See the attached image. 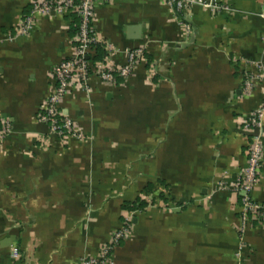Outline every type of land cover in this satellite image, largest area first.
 <instances>
[{"label":"crops","instance_id":"1","mask_svg":"<svg viewBox=\"0 0 264 264\" xmlns=\"http://www.w3.org/2000/svg\"><path fill=\"white\" fill-rule=\"evenodd\" d=\"M32 1L0 0V130L11 124L0 141V264H76L127 220L112 264H264V227L248 222L240 235L239 198L218 185L245 165L242 124L264 102V80L243 92L244 71L264 68V0H226L234 11L218 15L195 6L186 19L158 0H96L114 60L145 55L127 81L64 100L83 143L38 121L76 33L72 17L49 16L17 37ZM252 196L264 203V159Z\"/></svg>","mask_w":264,"mask_h":264},{"label":"built area","instance_id":"2","mask_svg":"<svg viewBox=\"0 0 264 264\" xmlns=\"http://www.w3.org/2000/svg\"><path fill=\"white\" fill-rule=\"evenodd\" d=\"M162 4L183 15L189 14L195 6L203 7L211 14L231 13L234 10L226 0H158ZM96 0H33L31 11L18 25L16 36L29 37L38 19L49 16H70L77 19V32L72 40V51L68 58L60 61L51 72L53 83L48 96L39 106L38 121L49 125L50 132L62 140L86 141V134L79 124L62 107L68 97L82 94L90 98L94 91L93 83L99 82L106 87H113L117 79L124 81L132 78L144 58V48L127 49L126 62L121 65L114 60L117 49L110 41L101 36L94 26ZM74 22V20H72ZM100 48L101 56L97 52ZM99 55V57H98ZM257 71H244L243 92L251 93L262 80L264 68L257 64ZM264 102L250 113L242 124V131L250 139L247 149V160L234 181L223 175L218 185L221 190L236 194L241 206L240 235L244 233L247 223L251 222L264 227V203L253 199V192L261 174L264 159ZM0 141L11 133V124L2 119ZM88 139V138H87ZM132 235V224L129 220L121 229L115 231L108 243L101 246L95 257H83L76 264H112V253L121 241ZM13 260L19 257V250L11 251Z\"/></svg>","mask_w":264,"mask_h":264},{"label":"water","instance_id":"3","mask_svg":"<svg viewBox=\"0 0 264 264\" xmlns=\"http://www.w3.org/2000/svg\"><path fill=\"white\" fill-rule=\"evenodd\" d=\"M140 27H130L128 30L130 39H138L140 37Z\"/></svg>","mask_w":264,"mask_h":264},{"label":"trees","instance_id":"4","mask_svg":"<svg viewBox=\"0 0 264 264\" xmlns=\"http://www.w3.org/2000/svg\"><path fill=\"white\" fill-rule=\"evenodd\" d=\"M73 26H74V30H75V33L77 32V28H76V23H77V19L75 17H73ZM97 52L99 53V55L101 56V51H100V48L97 49ZM98 55V57H99ZM140 209L143 208V205H141V207H139ZM123 241L120 242V244L122 243Z\"/></svg>","mask_w":264,"mask_h":264}]
</instances>
